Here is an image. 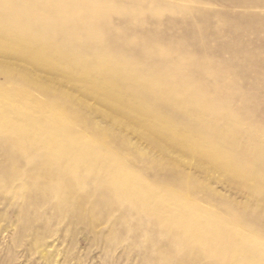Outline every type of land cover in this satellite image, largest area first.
<instances>
[{
	"label": "rangeland",
	"instance_id": "374dc122",
	"mask_svg": "<svg viewBox=\"0 0 264 264\" xmlns=\"http://www.w3.org/2000/svg\"><path fill=\"white\" fill-rule=\"evenodd\" d=\"M0 264H264V0H0Z\"/></svg>",
	"mask_w": 264,
	"mask_h": 264
}]
</instances>
